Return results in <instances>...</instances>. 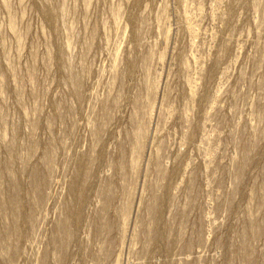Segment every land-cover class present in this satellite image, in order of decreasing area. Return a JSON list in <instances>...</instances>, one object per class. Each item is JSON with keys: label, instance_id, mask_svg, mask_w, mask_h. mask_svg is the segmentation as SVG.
Returning <instances> with one entry per match:
<instances>
[{"label": "rangeland", "instance_id": "1", "mask_svg": "<svg viewBox=\"0 0 264 264\" xmlns=\"http://www.w3.org/2000/svg\"><path fill=\"white\" fill-rule=\"evenodd\" d=\"M0 264H264V0H0Z\"/></svg>", "mask_w": 264, "mask_h": 264}]
</instances>
